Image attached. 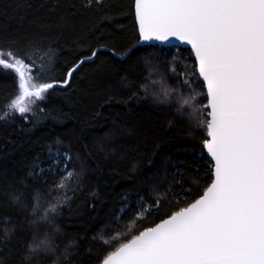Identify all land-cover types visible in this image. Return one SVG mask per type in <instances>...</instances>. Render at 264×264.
Wrapping results in <instances>:
<instances>
[{"label":"trees","instance_id":"trees-1","mask_svg":"<svg viewBox=\"0 0 264 264\" xmlns=\"http://www.w3.org/2000/svg\"><path fill=\"white\" fill-rule=\"evenodd\" d=\"M0 50L54 85L31 112L0 119V264H99L210 184L192 54L142 44L134 0H0ZM16 94V74L0 67V113ZM49 151L71 157L64 188L41 171ZM65 195L48 225L32 224ZM36 232L52 253L28 252Z\"/></svg>","mask_w":264,"mask_h":264},{"label":"snow or ice","instance_id":"snow-or-ice-1","mask_svg":"<svg viewBox=\"0 0 264 264\" xmlns=\"http://www.w3.org/2000/svg\"><path fill=\"white\" fill-rule=\"evenodd\" d=\"M135 13L141 40L175 38L195 54L207 89V103L196 109L214 179L195 202L133 235L102 264H264V0H135ZM8 56L0 50V67L16 74L17 94L0 119L31 112L54 87L21 56ZM72 176L67 171L55 187ZM68 199L59 198L41 219ZM41 251H51L47 234L31 246Z\"/></svg>","mask_w":264,"mask_h":264},{"label":"rangeland","instance_id":"rangeland-1","mask_svg":"<svg viewBox=\"0 0 264 264\" xmlns=\"http://www.w3.org/2000/svg\"><path fill=\"white\" fill-rule=\"evenodd\" d=\"M187 64H188V67H193L192 65H191V61L189 60L188 62H187ZM155 73V70H153V69H151V75H153ZM181 76H182V78H184L183 79V81L185 82L186 80H185V75H184V73H182L181 74ZM191 77H192V81H195L196 82V70L194 71V68H192V75H191ZM192 81H189L190 83H188L189 84V86H190V84L192 85ZM199 94H200V97H199V95H198V97H197V94L196 95H192L191 97H192V99H193V97L197 100V98H198V101L200 100V98H201V92H199ZM190 117H191V115H190ZM65 155H67V156H69L68 154H66V153H61V152H58V151H49L47 154H46V158H45V160H43L42 161V165H44L45 166V168H41V171H42V169L44 170H46L49 174H51L52 176H54V175H57V174H59L60 175V179H59V181L63 178V176L66 174V172L67 171H71V172H73L72 170H71V168H69L68 167V163H69V161L68 160H66L65 159ZM65 165H67V168H65ZM70 179H73V176L70 178ZM69 180V179H68ZM42 221H43V219H38L37 220V222H36V224H37V226H43V225H48V224H44V223H42ZM50 223V222H49ZM33 225H34V223H32ZM50 226H53L52 225V223H50L49 224ZM36 227V226H35ZM130 229L132 230V229H134L133 227H132V225H131V227H130ZM40 235V233L39 232H36L35 234H34V237H33V239H34V241H36L37 242V238H38V236ZM122 237V235H116L115 236V240H113V243L114 242H116L118 239H120ZM123 237H124V235H123ZM30 254L32 253L31 252V247L29 248V251H28ZM40 253H52V252H50V251H48V252H43V251H41Z\"/></svg>","mask_w":264,"mask_h":264},{"label":"water","instance_id":"water-1","mask_svg":"<svg viewBox=\"0 0 264 264\" xmlns=\"http://www.w3.org/2000/svg\"><path fill=\"white\" fill-rule=\"evenodd\" d=\"M134 14H135V22H136V27H137V32H138V36H139L140 42H141L142 44L153 45V46H158V47H180V48H183V49H187V50H189V51L191 52L192 57H193V60H194V62H195L197 75H198L200 81L202 82V84H203V86H204V82H203L202 78H200V76H199V71H198V65H197V62H196V57H195V54L193 53V51H192V49H191V46L188 45V44H186V43H182L181 41L176 40L175 38H171V37H170L167 41L155 40V39H153V40H148V41H143V40H141L140 33H139V26H138L137 21H136L135 0H134ZM204 89H205V92H207V89H206L205 87H204ZM206 97H207V95H206ZM207 110L209 111L210 109H207ZM208 119H210V117H208ZM207 139H209V138L207 137ZM203 151H204L206 157H207V158L209 159V161L211 162L212 173H213L214 161H212L211 156L208 154V152H207V150L204 148V146H203ZM213 179H214V177H213V174H212V180H213ZM212 180H211V182H210V184H209L208 186L211 185ZM208 186H207V187H208ZM207 187H206V188H207ZM204 191H205V190H204ZM204 191H203V193H204ZM203 193H202L200 196H202ZM198 198H199V197H198ZM198 198H197V199H198ZM194 202H195V201H194ZM192 203H193V202H192ZM187 206H188V205H187ZM170 216H171V215H170ZM170 216H169V217H170ZM167 218H168V217H167ZM165 219H166V218H165ZM163 220H164V219H163ZM163 220L159 221L158 223L162 222ZM154 226H155V225H154ZM154 226H153V227H154ZM102 261H103V260H102ZM102 261H101L99 264H102Z\"/></svg>","mask_w":264,"mask_h":264},{"label":"bare ground","instance_id":"bare-ground-1","mask_svg":"<svg viewBox=\"0 0 264 264\" xmlns=\"http://www.w3.org/2000/svg\"><path fill=\"white\" fill-rule=\"evenodd\" d=\"M140 40V39H139Z\"/></svg>","mask_w":264,"mask_h":264}]
</instances>
